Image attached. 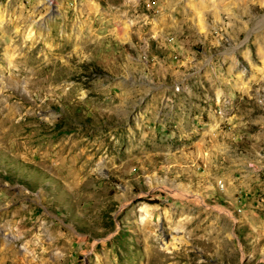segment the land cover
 Instances as JSON below:
<instances>
[{
  "label": "rangeland",
  "instance_id": "obj_1",
  "mask_svg": "<svg viewBox=\"0 0 264 264\" xmlns=\"http://www.w3.org/2000/svg\"><path fill=\"white\" fill-rule=\"evenodd\" d=\"M0 264H264V0H0Z\"/></svg>",
  "mask_w": 264,
  "mask_h": 264
},
{
  "label": "bare ground",
  "instance_id": "obj_2",
  "mask_svg": "<svg viewBox=\"0 0 264 264\" xmlns=\"http://www.w3.org/2000/svg\"><path fill=\"white\" fill-rule=\"evenodd\" d=\"M16 72H17L18 75H20V76H21L22 74H28L27 71H26L23 67H22V68H19ZM18 75H17V76H18ZM20 76H19V77H20ZM18 79H19V78H18Z\"/></svg>",
  "mask_w": 264,
  "mask_h": 264
},
{
  "label": "built area",
  "instance_id": "obj_3",
  "mask_svg": "<svg viewBox=\"0 0 264 264\" xmlns=\"http://www.w3.org/2000/svg\"><path fill=\"white\" fill-rule=\"evenodd\" d=\"M221 187H223V185H221Z\"/></svg>",
  "mask_w": 264,
  "mask_h": 264
}]
</instances>
